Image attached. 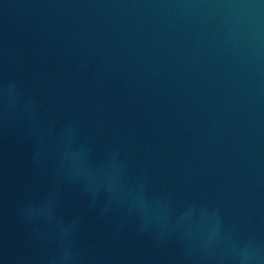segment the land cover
Here are the masks:
<instances>
[{
    "label": "water",
    "instance_id": "1",
    "mask_svg": "<svg viewBox=\"0 0 264 264\" xmlns=\"http://www.w3.org/2000/svg\"><path fill=\"white\" fill-rule=\"evenodd\" d=\"M0 264H264V0H0Z\"/></svg>",
    "mask_w": 264,
    "mask_h": 264
}]
</instances>
